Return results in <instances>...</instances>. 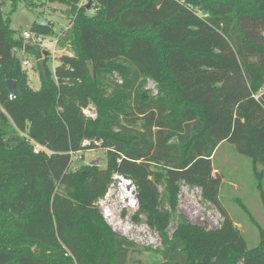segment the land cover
<instances>
[{"label": "trees", "instance_id": "16d2710c", "mask_svg": "<svg viewBox=\"0 0 264 264\" xmlns=\"http://www.w3.org/2000/svg\"><path fill=\"white\" fill-rule=\"evenodd\" d=\"M19 2L32 0H0V264H128L137 245L96 207L115 173L134 183L135 219L145 216L159 234L164 249H145L161 264H264V229L249 249L222 209L213 164L230 143L262 184L264 0H46L72 8L60 39L70 53L54 77L49 53L39 90L14 52L23 40L4 17L6 4ZM147 80L158 84L156 95ZM90 107L97 119L84 115ZM36 145L47 151L35 153ZM98 148L106 168H73L71 152L82 162ZM181 183L222 211L220 228L176 216Z\"/></svg>", "mask_w": 264, "mask_h": 264}, {"label": "rangeland", "instance_id": "374dc122", "mask_svg": "<svg viewBox=\"0 0 264 264\" xmlns=\"http://www.w3.org/2000/svg\"><path fill=\"white\" fill-rule=\"evenodd\" d=\"M3 12L4 17L10 19L12 29L17 32V39L23 40L24 43V48L16 47L14 49L15 55L21 60L23 69L27 72L28 83L31 88L39 90L41 88L40 61L44 57L35 51L33 53L30 52L31 50H25V46H34L40 51L50 53L47 68L54 77L55 68L59 64V57L70 53V47L68 45L60 47L59 41L70 27V16L65 12L49 9L46 0L19 2L15 9L11 3H7ZM43 20L52 24V34H38L32 31V27ZM24 33H32L33 39L25 40L23 38ZM37 37H41L43 42H36ZM157 85L155 81L147 80L146 91L156 95ZM95 112L97 113V111ZM83 157L82 162L79 157H76L73 167L80 168L82 165L92 163L98 164L101 168L107 166L106 150L102 148L88 151L84 153ZM213 164L216 169L215 173L223 179L220 191L222 209L235 222V227L243 234L248 248L257 247L260 242V228L264 229V178L261 180L260 186L251 159L239 154L230 143H223L217 149ZM179 187L176 216L183 215L192 225L204 227L207 230L221 227L224 222L222 211L205 201L199 188H193L184 183H181ZM241 203L247 207L251 216L243 209ZM137 212L136 209L124 210L122 214L125 217L130 213L131 224L138 226L135 232L138 237L137 241L134 242L137 246L135 251L131 253L128 264H161L159 254L145 249L150 247L152 250L162 251L164 247L161 238L156 231L146 224L145 216L139 215L138 219H135ZM176 225V220L173 218L169 225L171 234L175 231ZM237 264H242V262Z\"/></svg>", "mask_w": 264, "mask_h": 264}, {"label": "built area", "instance_id": "2783aa9c", "mask_svg": "<svg viewBox=\"0 0 264 264\" xmlns=\"http://www.w3.org/2000/svg\"><path fill=\"white\" fill-rule=\"evenodd\" d=\"M33 37L34 35L32 33L23 34V38L27 41L32 40ZM35 41L38 43H42L43 39L41 37H37ZM83 113L88 118H92V119L96 118L95 108L93 107L84 109ZM89 144L90 141H85L83 143V146L85 147L88 146ZM45 150H46L45 148L39 145H36L34 149L35 153H39L40 151H45ZM78 154L79 153H73V152L70 153L72 157L73 166L75 164V158L79 157ZM118 201L121 203V205ZM96 207L100 210L106 223L111 227V229L116 234L125 237L130 241L133 242L137 241L138 236L135 232L138 226L131 224L132 222L130 221L132 219L131 216L129 215L130 213L125 217L122 215L124 210H128V211H131L132 209L138 210V201L136 199V187L132 182V180L127 179L118 173L113 174L112 182L108 187L107 193L105 194L104 197L100 198L97 201Z\"/></svg>", "mask_w": 264, "mask_h": 264}, {"label": "water", "instance_id": "95a60500", "mask_svg": "<svg viewBox=\"0 0 264 264\" xmlns=\"http://www.w3.org/2000/svg\"><path fill=\"white\" fill-rule=\"evenodd\" d=\"M89 6H90V4L88 5V7ZM48 8L51 9V10L58 11V12H66V11L72 9L68 5H64V4H61L59 2H51V3H49L48 4ZM39 25L42 26V27H46L48 25V22L43 20V21H41L39 23ZM25 50L35 51V52H37L38 54H41L44 57V59H42L40 61V68H41L42 74L46 78L47 77V71H46L45 64H46V58L49 55L48 51H40V49H38L37 47L30 46V45H26L25 46ZM88 68H89L91 77H94V68H93V66L90 63H88ZM7 85H8V88H9V91H10L11 95L17 96V87H16L15 81L9 80L7 82Z\"/></svg>", "mask_w": 264, "mask_h": 264}]
</instances>
